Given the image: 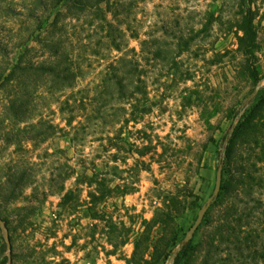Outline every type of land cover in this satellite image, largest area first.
Returning <instances> with one entry per match:
<instances>
[{"label": "rangeland", "instance_id": "1", "mask_svg": "<svg viewBox=\"0 0 264 264\" xmlns=\"http://www.w3.org/2000/svg\"><path fill=\"white\" fill-rule=\"evenodd\" d=\"M111 1L81 11L0 0V215L13 264H133L137 246L140 264H173L221 163L230 192L207 211L186 264H200L226 202L264 217V0ZM248 10L257 39L243 55L235 31ZM17 61L60 63L74 77L28 68L11 86ZM114 71L123 84L106 80ZM16 168L27 179L9 184Z\"/></svg>", "mask_w": 264, "mask_h": 264}, {"label": "trees", "instance_id": "2", "mask_svg": "<svg viewBox=\"0 0 264 264\" xmlns=\"http://www.w3.org/2000/svg\"><path fill=\"white\" fill-rule=\"evenodd\" d=\"M74 7H77L81 11L92 10L96 5L100 6L103 2H107L109 5L111 4V0H58L57 5H61L63 3H69ZM251 10L245 14L242 22L236 26V33L238 37L239 48L238 52H241L243 55H248L251 53L253 46L255 45V41L257 39V30L253 25V21L251 20ZM211 17H214V13L209 12ZM177 34V33H176ZM179 40H185L184 29H181L177 34ZM187 45L189 43H186ZM179 48V53L183 51V49ZM3 43L0 38V48H3ZM245 66H247V62H245ZM28 68L38 70L43 75H48L51 77L52 82H56L57 80L62 82H68L71 78L74 77V73L70 70L69 67H61L60 63H53L50 65H30L27 67L26 65H22L20 61H17L11 73L4 77L6 83L11 84L13 86L14 82L22 83L21 75H19L20 71L27 70ZM250 72H254L255 68H249ZM113 77L109 76L106 80L110 82L113 78L117 79L118 84H123L124 78L123 76H118L117 72H113ZM254 74V73H253ZM3 78V77H2ZM26 88V87H24ZM26 94L24 92L21 93L20 90L17 91L14 97H11L10 101L13 105H21L26 99ZM23 101V102H22ZM44 124V121H41V124ZM33 127H38V125H34ZM53 126L50 125L49 129H45L42 134L47 137L51 135ZM234 141L228 140L226 141L225 147L227 149L228 158H231L232 147ZM222 152L219 153V158H221ZM117 168V167H116ZM96 176V175H95ZM27 179V173L20 172L18 168L14 169L9 173V178L7 182L12 184L17 180ZM96 182L99 185H103V183L96 178ZM26 183H28L26 181ZM31 183V182H29ZM222 189H225L230 192V186L222 185ZM69 193H67L68 196ZM231 195V194H230ZM232 196V195H231ZM230 196V197H231ZM221 197L219 194L218 199ZM232 198V197H231ZM215 201L214 203H216ZM244 204L228 201L225 203L224 208L221 210V213L218 216L217 222L215 224V237L213 240L209 241L205 254L200 262V264H264V217L254 218V211L248 205L249 202L247 200L243 201ZM224 203V202H223ZM221 203V204H223ZM259 205L262 206V202L259 201ZM5 219V218H4ZM6 220V219H5ZM7 222V221H6ZM261 228H256L255 225L258 224ZM261 224V225H260ZM193 239L189 242H185L182 239L180 250L176 256V259L173 264H186L193 258V250L192 246ZM145 259V251L140 250L137 246L134 255L131 259V263L140 264L139 262Z\"/></svg>", "mask_w": 264, "mask_h": 264}, {"label": "water", "instance_id": "3", "mask_svg": "<svg viewBox=\"0 0 264 264\" xmlns=\"http://www.w3.org/2000/svg\"><path fill=\"white\" fill-rule=\"evenodd\" d=\"M222 185H223V164L221 163L217 171V180H216V187H215L214 193L200 209L196 222L190 228V230L187 232L184 238L185 242H189L191 239H193L195 232L198 230L199 226L202 224L207 211L210 209L213 202L219 196L222 190ZM0 226L5 232V239H6L7 247H8V259H9L8 264H13V245H12V240H11V235H10V229L8 227L6 220L1 215H0Z\"/></svg>", "mask_w": 264, "mask_h": 264}]
</instances>
